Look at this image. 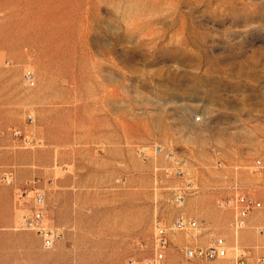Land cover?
I'll return each mask as SVG.
<instances>
[{"label":"rangeland","instance_id":"374dc122","mask_svg":"<svg viewBox=\"0 0 264 264\" xmlns=\"http://www.w3.org/2000/svg\"><path fill=\"white\" fill-rule=\"evenodd\" d=\"M0 45V264H145L137 243L190 181L202 231L174 244L224 237L211 264L264 255V209L235 230L218 205L264 197V0H0ZM32 187L63 231L53 249L22 227Z\"/></svg>","mask_w":264,"mask_h":264},{"label":"built area","instance_id":"2783aa9c","mask_svg":"<svg viewBox=\"0 0 264 264\" xmlns=\"http://www.w3.org/2000/svg\"><path fill=\"white\" fill-rule=\"evenodd\" d=\"M25 78L28 82H32L34 78L33 72H27ZM14 136L19 137L21 131L13 129ZM211 151L216 155L220 154V150L212 147ZM216 165L222 166L223 162L218 160ZM253 171L262 174L264 171V160L257 158L254 163ZM165 173L168 176L176 175L182 177L184 171L179 167H167ZM192 181L187 184L186 188L176 187L173 194V203L178 208L175 217L167 222L165 219L156 217L153 223V234L148 242L140 241L138 246L147 251V255L143 258L145 264H164L167 259L176 251L182 255L175 264H191L199 262L201 264H211L212 261L227 259L228 243L224 237H217L208 245H176L172 237L179 232H196L201 233L202 227L198 219L188 216L183 207L186 204L187 190L193 189ZM31 206L29 212L24 216L22 227L24 229L33 230L41 238L42 245L47 249H53L57 242L63 237V231L58 226L49 223L46 216V195L41 188L32 187ZM28 196L27 190L18 195V201L21 197ZM25 201L21 202L24 203ZM218 205L225 209L232 210L234 217L232 226L235 230L242 229L247 225L249 215L257 210L264 209V197L259 198L248 192H233L218 200ZM229 261L232 264H251L249 255L244 250H239ZM132 263L137 262L136 259L131 260ZM254 264H264V255H260Z\"/></svg>","mask_w":264,"mask_h":264},{"label":"crops","instance_id":"0c3cea01","mask_svg":"<svg viewBox=\"0 0 264 264\" xmlns=\"http://www.w3.org/2000/svg\"><path fill=\"white\" fill-rule=\"evenodd\" d=\"M4 58H5V52H4V45H0V75H2L3 73V61H4ZM46 203H47V198H46Z\"/></svg>","mask_w":264,"mask_h":264},{"label":"bare ground","instance_id":"6f19581e","mask_svg":"<svg viewBox=\"0 0 264 264\" xmlns=\"http://www.w3.org/2000/svg\"><path fill=\"white\" fill-rule=\"evenodd\" d=\"M263 229H260V231H262ZM55 248V247H54Z\"/></svg>","mask_w":264,"mask_h":264}]
</instances>
